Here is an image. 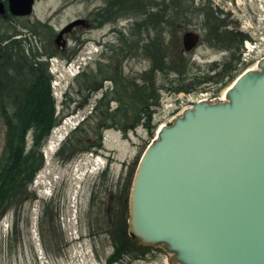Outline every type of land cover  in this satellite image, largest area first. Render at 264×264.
Listing matches in <instances>:
<instances>
[{
	"label": "trees",
	"instance_id": "obj_1",
	"mask_svg": "<svg viewBox=\"0 0 264 264\" xmlns=\"http://www.w3.org/2000/svg\"><path fill=\"white\" fill-rule=\"evenodd\" d=\"M102 1L103 6L89 14L94 24H131L116 28L117 44L107 45L76 78L79 89L88 92V98L106 81L114 87L103 93L65 141L60 155L67 161L83 152L75 148L66 154L69 144L85 127L100 132L115 128L129 133L143 125L153 136L157 128L155 113L161 106L163 91L191 94L214 86L218 93L247 69L242 65V51L249 34L230 29L224 11L211 0ZM195 25L203 29L204 43L228 54L200 73L194 72L195 63L181 41L185 30ZM24 28L26 31H9L0 24V124L6 130L0 156V223L7 212H18L31 197L32 185L45 164L43 149L66 116L57 112L48 59L75 58L47 50L38 31L27 25ZM134 58L149 61L150 67L136 76L126 75L124 62ZM112 103H116L115 108ZM98 148H102L101 138L85 150ZM133 178L132 175V181ZM126 215L125 233L135 245L136 253L131 259L136 260L140 252L145 253L150 247L138 245L129 237L128 211Z\"/></svg>",
	"mask_w": 264,
	"mask_h": 264
},
{
	"label": "rangeland",
	"instance_id": "obj_2",
	"mask_svg": "<svg viewBox=\"0 0 264 264\" xmlns=\"http://www.w3.org/2000/svg\"><path fill=\"white\" fill-rule=\"evenodd\" d=\"M211 1L224 11V18L227 19L230 29L243 31L254 40L264 35V24L262 21H257L259 13L255 4H252L254 13L247 6L246 0ZM196 2L200 3L201 0ZM103 4L102 0L94 2L37 0L32 16L13 18L0 15V24L7 26L9 31H26L24 27L27 25L42 35L43 45L47 50L57 51L64 56L75 55V58L83 56L93 47L99 50L97 55L99 56L107 45L117 44V35L114 32L116 28L129 27L131 24L130 21L120 22L118 26L111 23L103 26L94 24L89 14ZM78 18L89 19L92 26L77 30L65 49L59 47L55 42L56 33ZM47 24L52 27L49 28ZM190 30L203 37L202 31ZM44 31H50L47 34L51 35L48 36ZM185 33L181 36L182 43ZM260 41L257 52L249 58L248 62L242 60L244 68L256 66L258 60L264 56V41L263 39ZM254 44L256 45V42ZM187 55L191 56L192 62L195 63L194 72L200 73L207 70L208 65L224 60L228 54L211 48L201 39L195 48L187 51ZM63 66L64 62L61 60L59 64L50 63L56 77H60L57 70L63 71ZM149 67L150 62L143 58L128 59L124 62V73L136 76ZM113 87L112 82L106 81L102 88L88 98V92H82L75 81L66 104L61 103L58 87H53L57 100V112L66 116L49 140L55 152H51L47 146L44 148V155L47 154L48 158L44 157L48 164L36 179L38 186L32 187L31 197L18 212H7L0 223V264H111V262L113 264H174L164 250L155 247H150L145 253L140 252L139 259H125L124 263H121L122 257L133 256L136 253L135 245L125 233L127 215L124 198L130 196L132 175L134 177L143 153L157 135V129L162 125H170L174 117L181 115L185 109L190 108L200 99L209 98L220 101L226 90L215 93L214 86H209L205 92L191 94L174 95L163 91L161 106L155 113L154 121L157 128L153 136L143 125L129 133L115 128L103 132L93 131L87 126L74 137L66 154L75 148H81L83 152L78 153L74 157L78 158L71 164L68 163L73 158L67 161L61 157L60 151L65 141L58 140L60 135L72 132V125L63 124L64 120L74 124L82 122L103 93L113 90ZM111 107L115 108L116 103H112ZM93 125L96 126L95 123ZM5 131V127L0 124V156L5 144ZM100 138L103 153L105 158H108L105 161L108 160L110 171L100 178L97 184L89 179L74 181L71 169L76 165L80 170L84 168L83 162L89 159L86 156L89 152L85 149H89ZM48 172H51L54 178L65 179L68 184H55L52 179L53 187L47 188ZM45 186L53 194L48 205L36 199L40 196L50 197L46 195V189H43ZM112 196L115 200L111 202ZM119 197H122L123 201ZM74 213H77V219H73ZM76 221L78 224L75 223ZM81 235L87 238L80 244L76 239ZM92 250L96 252L95 260L91 256Z\"/></svg>",
	"mask_w": 264,
	"mask_h": 264
},
{
	"label": "water",
	"instance_id": "obj_3",
	"mask_svg": "<svg viewBox=\"0 0 264 264\" xmlns=\"http://www.w3.org/2000/svg\"><path fill=\"white\" fill-rule=\"evenodd\" d=\"M13 16L36 0H7ZM6 5L0 1V15ZM87 19L70 22L56 42ZM187 32L186 51L201 41ZM129 236L174 264H264V58L228 88L159 128L137 169Z\"/></svg>",
	"mask_w": 264,
	"mask_h": 264
},
{
	"label": "flooded vegetation",
	"instance_id": "obj_4",
	"mask_svg": "<svg viewBox=\"0 0 264 264\" xmlns=\"http://www.w3.org/2000/svg\"><path fill=\"white\" fill-rule=\"evenodd\" d=\"M4 3H5V5H6V14L5 15H3V16H5V17H13V18H25V17H16V16H13L11 13H10V11H9V9H8V2L6 1V0H4L3 1ZM36 4H37V1H36V3H35V7H36ZM87 21H88V23H90L91 24V26H92V23L90 22V20L89 19H87ZM47 26L50 28V27H52V25H50V24H47ZM81 28H89V27H85V26H80V27H77V28H74L73 30H72V32H70L69 34H66V35H64V39H61V40H59L58 42H56V40H55V42H56V44L59 46V47H61V48H66L67 47V44H68V42L71 40V38L73 37V35L75 34V32L77 31V30H80ZM64 29V28H63ZM63 29H61L60 31H62ZM190 29H193L194 31H203V29L201 28V27H199V26H197V25H195V26H190V27H188L185 31H192V30H190ZM60 33V32H59ZM59 33H56V39H57V36H58V34ZM107 174V173H106ZM105 174V175H106ZM120 190V189H119ZM121 193V192H120ZM127 196H128V193H127ZM120 199H121V201H123V198L122 197H119ZM113 200H115V198H114V196H112V199H111V202L113 201ZM124 206H125V209H126V211H128L129 210V199H128V197H126V198H124ZM76 212H78V210H76ZM70 219H71V217H70ZM73 219H77V213H74V218ZM76 224H78V222L76 221L75 222ZM78 238V242L79 241H81L84 237H83V235H81V236H78L77 237ZM91 256L94 258V260L97 258L96 257V252H93V250H92V253H91ZM127 260V259H129V260H131V256H126V257H122V259H120V261H121V263H124V260ZM111 264H113V262H111Z\"/></svg>",
	"mask_w": 264,
	"mask_h": 264
},
{
	"label": "built area",
	"instance_id": "obj_5",
	"mask_svg": "<svg viewBox=\"0 0 264 264\" xmlns=\"http://www.w3.org/2000/svg\"><path fill=\"white\" fill-rule=\"evenodd\" d=\"M246 47H247V52H245V59L248 60V57L250 56L251 52L259 48V44L256 43L255 45L254 42H249L246 44ZM203 99H207V98H203Z\"/></svg>",
	"mask_w": 264,
	"mask_h": 264
},
{
	"label": "bare ground",
	"instance_id": "obj_6",
	"mask_svg": "<svg viewBox=\"0 0 264 264\" xmlns=\"http://www.w3.org/2000/svg\"><path fill=\"white\" fill-rule=\"evenodd\" d=\"M251 68H253V69H257V64H256V66H254V67H251ZM250 68V69H251ZM227 90H228V88L226 89V91L224 92V94H223V97L221 98V101H225L226 100V92H227ZM67 126H71V127H74L76 124H74V123H72L71 121L68 123V122H66L65 123ZM164 125H162L161 127H160V129L163 127ZM64 129H67V128H64Z\"/></svg>",
	"mask_w": 264,
	"mask_h": 264
}]
</instances>
